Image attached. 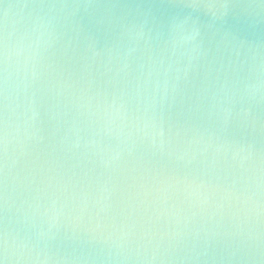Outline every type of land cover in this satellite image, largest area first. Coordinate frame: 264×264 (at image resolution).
<instances>
[{"label": "water", "instance_id": "water-1", "mask_svg": "<svg viewBox=\"0 0 264 264\" xmlns=\"http://www.w3.org/2000/svg\"><path fill=\"white\" fill-rule=\"evenodd\" d=\"M8 264H264V0H0Z\"/></svg>", "mask_w": 264, "mask_h": 264}, {"label": "clouds", "instance_id": "clouds-1", "mask_svg": "<svg viewBox=\"0 0 264 264\" xmlns=\"http://www.w3.org/2000/svg\"><path fill=\"white\" fill-rule=\"evenodd\" d=\"M10 257L8 252V241L7 238L4 240L3 252L0 254V264H8Z\"/></svg>", "mask_w": 264, "mask_h": 264}]
</instances>
